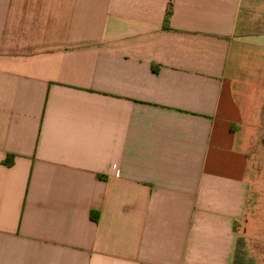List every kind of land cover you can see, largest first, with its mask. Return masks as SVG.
Wrapping results in <instances>:
<instances>
[{"label": "crops", "instance_id": "crops-1", "mask_svg": "<svg viewBox=\"0 0 264 264\" xmlns=\"http://www.w3.org/2000/svg\"><path fill=\"white\" fill-rule=\"evenodd\" d=\"M263 45L264 0H0V264H264Z\"/></svg>", "mask_w": 264, "mask_h": 264}, {"label": "rangeland", "instance_id": "rangeland-1", "mask_svg": "<svg viewBox=\"0 0 264 264\" xmlns=\"http://www.w3.org/2000/svg\"><path fill=\"white\" fill-rule=\"evenodd\" d=\"M261 52H262V56L264 57V45L261 48ZM261 143H262V145H260V150L258 153L260 155V158H257L256 161L258 162V167L261 169H264V134H263V138L261 139ZM256 147H258V146L253 145V146H250L249 148L246 149L247 155L249 157L253 156L252 152L253 153L255 152ZM261 156H263V157H261ZM251 162L253 163L254 160H252ZM263 180H264V178H263Z\"/></svg>", "mask_w": 264, "mask_h": 264}]
</instances>
